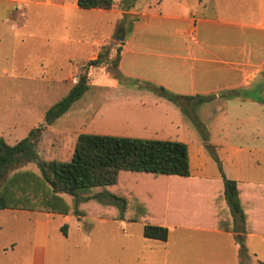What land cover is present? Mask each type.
<instances>
[{"label": "rangeland", "instance_id": "rangeland-1", "mask_svg": "<svg viewBox=\"0 0 264 264\" xmlns=\"http://www.w3.org/2000/svg\"><path fill=\"white\" fill-rule=\"evenodd\" d=\"M146 1L151 5L152 10L167 7L168 11L172 12L176 10L177 3L183 0H163L159 4L153 0ZM232 1L234 6L231 10L226 9L224 4H221L223 7L220 5L219 9L221 8L225 13H243L251 22H258L261 14L264 16V0ZM93 10L76 11L73 18L68 21V30L78 29L84 32L89 29V22L91 33L98 34L108 30L104 22L97 20L98 16ZM84 15H88L89 18L86 22L83 19ZM56 17V12L46 8L29 7L28 20L20 28L25 29L27 33L30 31L43 33L62 28V22L56 21ZM132 19L134 20V17ZM177 23L175 20L152 18L149 26L159 30L166 25L172 26ZM141 26L139 24V27ZM245 33L250 34V40L247 42L250 47L256 44L264 45L263 41L258 40V32L254 29H246ZM31 39L24 42L16 56L17 59L25 61L27 74L43 75L41 82H33V77L28 76L26 80L25 108L28 114L25 123L32 129L43 122L46 109L69 91L84 67L79 63L67 79L61 82L59 78L69 74L70 70L45 66V68H37L36 62L47 58L48 64L51 62L60 64L61 53L68 52L71 48L61 45L60 42L52 45L46 43L45 39ZM144 56L141 64L138 65L139 69L135 70L139 75L142 73L154 77L157 82L152 83L153 86H163L166 91L173 94L184 89L178 84L177 76L172 70L171 73L166 74L162 69L157 68L160 64L156 62L163 61L164 57L153 52ZM11 62V57L4 61L3 54H0V67L4 64L11 66ZM21 71L22 69H19V72ZM90 73L91 84L87 92L42 132L36 145L39 159L67 160L72 154L77 135L82 132L176 140L184 134V138L192 140L195 136L192 128L194 130V127L206 126L211 132V138L217 142L245 146L264 144V70L261 71L262 74L256 70V78L250 80H237L234 76H227L224 80L219 79L216 85H197L202 91L199 94L205 97L204 101L200 103L194 100H182L181 105L159 97L156 99L150 90L145 89L143 92L132 94L129 99L118 95L119 88L123 87L114 81L116 77L121 76L118 70L95 67L90 69ZM226 73L230 74V72ZM161 81L167 84L161 85ZM1 88L3 84L0 79V90ZM219 105L224 108L219 110L217 108ZM28 129L27 133L21 134L27 135ZM9 142L12 144L13 140L10 139ZM256 159L259 160L257 157ZM255 160H252L251 156H243V163L246 162L243 166L245 176L264 171V162L259 160L258 163ZM208 162L212 171L216 170L215 161L211 159ZM134 175L144 179L145 175L154 176L144 172L123 171L121 173L123 180L121 179L120 184L112 188V192L126 198L124 213L128 218L137 217V221L126 222V225L118 219L110 220L113 215L118 216L119 211L117 207L108 203V198H104L102 204H99L100 207L105 208L100 212L104 211L106 219L95 218L85 222L78 221L73 216H68V220H64L61 214L50 215L43 211L36 214L23 211L0 213V216L5 218L3 220L0 217V264H222L225 258L219 259L218 256L212 257L210 253H202L201 248L205 245L209 247V241L201 240L199 235L193 236V232H185L189 237L180 245L176 238L179 229H172L167 244L143 236V221L152 219L153 216L156 218L159 211L158 206L152 203V201L156 202V198H151L149 201L151 203L148 204L147 200L144 197L141 199L140 196L142 193L147 195V191L152 188V183L147 182L149 180L145 179L142 182L139 180L137 189L134 186L131 188L124 186L126 178ZM155 176L183 178L176 175ZM164 184L167 185L168 181ZM138 189H141L140 193ZM88 204H91V201L85 205L93 212V207ZM171 205L175 208V204ZM146 206L151 213L148 214L144 210ZM168 206L171 207L170 204ZM97 207H95L96 211ZM171 214L172 216L167 217L169 221L170 218L172 221L180 219ZM188 219L191 222L198 220ZM65 224L67 227L63 230L62 226ZM261 238L257 235L250 237L248 243L243 245V249L247 247L250 252L249 264H264L257 261V259L264 260V238ZM44 240L48 245L42 258L39 249L33 252V248L41 246ZM241 244L242 241L238 243L242 247Z\"/></svg>", "mask_w": 264, "mask_h": 264}, {"label": "crops", "instance_id": "crops-1", "mask_svg": "<svg viewBox=\"0 0 264 264\" xmlns=\"http://www.w3.org/2000/svg\"><path fill=\"white\" fill-rule=\"evenodd\" d=\"M154 1H157V4L163 2V0ZM146 2V0H114L109 9L93 8L98 16L97 20L104 22L108 29L96 34L91 33L90 22L88 23L89 29L84 32L78 29L68 30V21L73 18L76 11L83 9L77 5V0H0V45H2L0 54H3L4 61L9 57L12 60L11 66L4 64L0 67V79L3 84L0 90V137L9 144H11L9 142L11 139L14 144L26 136L23 134L27 133V128L31 129L25 123L28 114L25 108L26 80L28 76L33 77V82H41L43 75L27 74L25 61L17 59L16 55L24 42L32 37L33 39H45L46 43L52 45L60 42L61 45L71 48L70 51L61 53L60 64H53V62L48 64L46 63L47 58L36 62L37 68L70 70L69 74L59 78L61 82L67 79L79 63L85 67L90 60L97 58L103 46L107 48V52H104L107 57L105 54L103 65L97 68L113 69L111 64L115 61L119 50L117 69L121 76L116 77L114 81L123 86L119 88L120 92L117 94L128 99L132 94L143 92L145 89L150 90L156 99L171 101L151 89V86L157 82L154 77L142 73L139 75L135 71L139 69L138 65L141 64L142 56L146 57L151 52L164 57L163 61L156 62L160 64L157 68L162 69L166 74L173 71L177 76L178 84L184 88L174 94L183 96H201L199 92L202 91L197 85H216L219 79L224 80L227 76H234L237 80H250L256 78V70L259 73L264 70V45L256 44L250 47L247 43L250 40V34L245 33L246 29H254L258 32V40L264 42V16L262 14L258 22H251L243 13H225L221 8L219 9V6L224 4L226 9L231 10L234 6L232 0H183L177 3L176 10L172 12L168 11L167 7L152 10L151 5ZM29 7H43L56 12V21L62 22V28L47 30L43 33L41 31L27 33L20 27L28 20ZM83 17L85 22L89 20L88 15ZM152 18L170 19L178 23L154 30L153 26H149ZM138 23L142 26L139 27ZM19 69L22 71L19 72ZM221 71L224 72L221 73ZM167 82L169 84V81ZM160 84L167 83L161 81ZM182 100L186 99L182 98ZM193 100L197 101L195 98L191 99ZM217 108L220 110L224 107L219 105ZM214 111L218 110L214 109ZM194 128V130L192 128L194 139L187 140L184 134L182 137L180 135L179 139L188 147L189 176L181 179L156 177L155 175L143 176L146 181L149 180L148 183H152V188L147 191V195L142 193L141 199L144 197L149 204L151 198H156V202L152 201V203L158 206L159 211L156 218L153 216L152 219L143 222L144 224L149 222L166 225L168 227V237L164 241L166 244L169 243L172 229H179L176 237L179 245L189 237L185 232H193V236L199 235L201 240L209 241V247L205 245L201 248L203 254L210 253L212 257L225 258L222 264H249L250 252L247 247L243 249V245L248 243L250 237L257 235L262 237L261 239L264 238V171L245 176L243 166L246 162L243 163V156H251L252 160L257 157L264 162V144L245 146L223 141L217 142L211 138V132L206 126ZM211 159L215 161L216 170L214 171L209 166L208 161ZM259 160L255 161L259 163ZM223 176L237 182L241 207L246 215L247 231L245 233L241 230L240 221L236 224L237 230H232L233 220L223 194ZM145 179L137 175L127 177L124 186L130 188L134 186L137 189L139 180L142 182ZM167 181L168 184H164ZM138 190L140 193L141 189ZM171 204H175V208ZM144 210L148 214L151 213L147 206ZM4 211L43 213L22 209H0V213H6ZM171 213L176 215L175 218L180 219L172 221L170 218L169 221L167 217L172 216ZM61 215L64 220H68V216H73L82 222L95 218L106 219L92 215ZM0 217L5 220L3 216ZM188 218L198 220L191 222ZM115 219L120 220L123 225H126V222L137 221L125 218H111L110 220ZM34 229H36L35 225ZM240 239L242 247L238 245ZM47 245L48 243L44 240L41 246H34L33 252L39 249L40 256L44 258ZM257 261L258 263L264 262L260 259Z\"/></svg>", "mask_w": 264, "mask_h": 264}, {"label": "trees", "instance_id": "trees-1", "mask_svg": "<svg viewBox=\"0 0 264 264\" xmlns=\"http://www.w3.org/2000/svg\"><path fill=\"white\" fill-rule=\"evenodd\" d=\"M113 2L77 0V5L83 9H109ZM105 51L106 46L101 47L97 58L87 63L69 91L46 109L43 122L30 129L24 138L9 144L0 137V209L105 217L104 211L100 212L105 208L99 204L108 198V203L119 211L118 216L113 215L112 218L134 221L137 217L128 218L124 213L126 198L112 192V188L120 184L123 171L181 177L190 175L187 144L176 139L82 132L77 135L72 154L67 160L38 158L36 145L42 132L87 92L91 82L90 69L103 65ZM118 61L119 50L111 64L116 71ZM151 89L178 105H181L182 98H195L173 94L163 86H151ZM204 98L196 97L200 103ZM222 182L224 199L233 220L232 230H237L236 224L240 221L241 230L245 233L246 215L241 207L237 182L225 176ZM90 201L88 205L93 207V212L85 205ZM66 227L65 224L62 229L66 230ZM142 234L146 238L165 241L168 227L147 222Z\"/></svg>", "mask_w": 264, "mask_h": 264}]
</instances>
